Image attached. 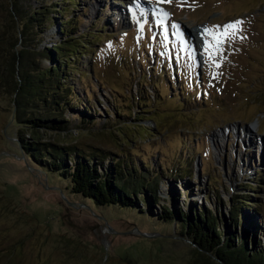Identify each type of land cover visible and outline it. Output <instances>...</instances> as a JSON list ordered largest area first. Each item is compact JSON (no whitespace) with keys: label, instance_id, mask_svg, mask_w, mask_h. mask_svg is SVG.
Masks as SVG:
<instances>
[{"label":"rangeland","instance_id":"374dc122","mask_svg":"<svg viewBox=\"0 0 264 264\" xmlns=\"http://www.w3.org/2000/svg\"><path fill=\"white\" fill-rule=\"evenodd\" d=\"M52 1L68 6L72 17L77 11L76 30L91 41L71 74L88 86L94 119L83 126L70 118L77 133L67 142L112 157L125 148L135 165L139 159L150 170L158 164L172 175L155 178L159 201L172 211L191 201L213 212L218 228L225 226L230 196L249 193L246 213L253 207L250 218H260L264 230V0H186L183 6L178 0ZM236 19L243 23L213 56L217 67L204 50L212 37L200 33ZM57 35L56 23L43 33ZM6 103L0 96V264L202 262L173 222L128 206L94 204L62 177L27 164ZM133 113L145 114L137 120ZM123 123L129 126H118ZM48 137L45 131L42 139ZM185 159L196 168L188 178ZM263 230L254 232L260 244Z\"/></svg>","mask_w":264,"mask_h":264},{"label":"trees","instance_id":"16d2710c","mask_svg":"<svg viewBox=\"0 0 264 264\" xmlns=\"http://www.w3.org/2000/svg\"><path fill=\"white\" fill-rule=\"evenodd\" d=\"M64 1L74 3V0ZM58 8L59 14L54 15ZM74 14L72 17L68 6L52 0H2L0 5V96L7 101L8 118L16 125L14 135L22 158L43 175L48 171L51 176L62 177L70 191L89 198L94 204L128 206L173 222L175 233L193 243L191 251L201 259L200 264H264V236L260 244L259 237L254 235L263 230L259 227L261 219L251 220L253 207L246 213L250 203L245 196L249 197V193L230 196L225 226L218 228L214 213L203 207L197 209L191 201L185 209L175 211L159 201L155 178L161 179V174L166 176L167 173L160 170L158 164L150 170L149 165L139 159L135 165L125 148L112 157L110 152L104 154L99 148L88 152L67 142L77 133V126L70 118H76L83 126L94 119L89 110L88 86L81 84L78 78L74 80L71 74L72 70L80 69L77 61L91 42L83 30H76L79 15L77 11ZM52 23H56L59 35L46 39L44 30ZM148 80L154 88L151 74ZM153 95L159 97V91L154 89ZM63 109L67 116L63 115ZM103 109L107 108L103 105ZM142 110L145 108L141 107ZM133 114V119L140 120L145 113ZM148 115L145 116L151 114ZM121 120L118 122H124ZM139 125L132 124L128 130L132 132L131 129ZM121 127L115 125L117 135L122 134ZM45 131L49 137L42 139ZM185 155L186 151L184 158ZM188 165L185 159L187 178L196 170ZM175 174L182 177L180 172Z\"/></svg>","mask_w":264,"mask_h":264},{"label":"snow or ice","instance_id":"6c2138e0","mask_svg":"<svg viewBox=\"0 0 264 264\" xmlns=\"http://www.w3.org/2000/svg\"><path fill=\"white\" fill-rule=\"evenodd\" d=\"M172 0H157V3H171ZM186 0H178V3L183 6ZM161 15L164 17H168L170 14L161 10ZM243 23L242 20L236 19L229 23H226L222 26L212 25V26H204L201 36H211L212 40L209 41L207 39L204 40V50L208 55L209 60L215 64L217 67L219 66L213 58L216 52L219 51V46L223 43L224 38L229 36H235L236 32L239 30V26ZM173 28L176 27L175 24L172 25ZM213 77H215V73H213Z\"/></svg>","mask_w":264,"mask_h":264},{"label":"bare ground","instance_id":"6f19581e","mask_svg":"<svg viewBox=\"0 0 264 264\" xmlns=\"http://www.w3.org/2000/svg\"><path fill=\"white\" fill-rule=\"evenodd\" d=\"M199 31H201V30L199 29L198 32H199ZM200 36H201V33H200ZM203 37H205V36H203ZM255 123H256V122H254V124H255Z\"/></svg>","mask_w":264,"mask_h":264}]
</instances>
